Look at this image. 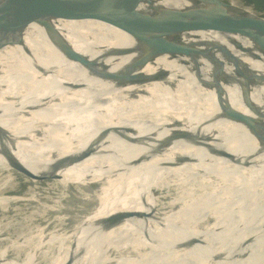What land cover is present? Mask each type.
<instances>
[{"label": "bare ground", "instance_id": "obj_1", "mask_svg": "<svg viewBox=\"0 0 264 264\" xmlns=\"http://www.w3.org/2000/svg\"><path fill=\"white\" fill-rule=\"evenodd\" d=\"M212 5L138 0L146 29L121 6L0 0V192L57 175L97 203L45 233L0 224L21 234L0 264H264V25L159 13Z\"/></svg>", "mask_w": 264, "mask_h": 264}, {"label": "rangeland", "instance_id": "obj_2", "mask_svg": "<svg viewBox=\"0 0 264 264\" xmlns=\"http://www.w3.org/2000/svg\"><path fill=\"white\" fill-rule=\"evenodd\" d=\"M234 1L251 7L255 12L264 14V0ZM190 70L196 72L195 66L191 67ZM18 171L27 177H34V173L28 169H18ZM4 176L8 175H0V181ZM58 178L57 175L52 177L40 175L36 176V179H24L22 177V179L18 178L19 180L17 179V181L12 183L7 190L3 189L0 192V199L5 198V200L3 202L0 201V224L30 220L28 223H22V226L24 227L26 224L28 230L36 231L38 227H43V224H45L43 227L44 233L49 231L56 224L55 222H59L58 220H61L64 224L67 223L68 226L77 222L82 224L87 217L86 214L97 204L95 199L93 198L92 203L81 201V193L77 192L73 187L62 191L53 182ZM0 186L3 187V183ZM85 192L88 193V191ZM98 193L102 195V192L100 193L99 191ZM164 200L165 198L161 194L159 202H164ZM67 231L69 232V229ZM19 235L21 234L17 231V228H10L6 232H0V248L4 244L2 239L7 240V238H14Z\"/></svg>", "mask_w": 264, "mask_h": 264}, {"label": "water", "instance_id": "obj_3", "mask_svg": "<svg viewBox=\"0 0 264 264\" xmlns=\"http://www.w3.org/2000/svg\"><path fill=\"white\" fill-rule=\"evenodd\" d=\"M91 7L98 5L105 6H121L128 9L130 12L144 17L145 28L148 29L152 26V19L149 12L139 11L132 7L131 4L138 0H86ZM212 6H206L198 9H179L171 8L159 11L160 14L165 16L174 17L178 16L190 29H203L206 25H213L220 29L228 30L229 26L233 22H249L254 21L264 25V14H260L251 9V7L243 4L235 5L236 7H230V4L222 0H205ZM250 14L249 15H246ZM12 30L15 28L12 26ZM137 30H135V33ZM148 53L158 54L162 52H175L178 50H185L186 48L176 42L166 43L160 46L146 45Z\"/></svg>", "mask_w": 264, "mask_h": 264}]
</instances>
